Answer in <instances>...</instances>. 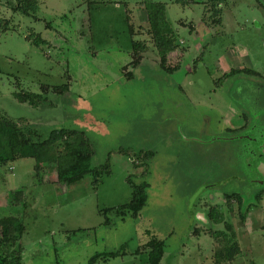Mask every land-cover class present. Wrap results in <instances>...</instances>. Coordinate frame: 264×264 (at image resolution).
<instances>
[{
    "label": "rangeland",
    "instance_id": "rangeland-1",
    "mask_svg": "<svg viewBox=\"0 0 264 264\" xmlns=\"http://www.w3.org/2000/svg\"><path fill=\"white\" fill-rule=\"evenodd\" d=\"M151 2L166 5L178 43L165 65L152 40ZM209 2L38 0L26 14L22 0H0V114L43 135L85 131L93 165L104 169L97 181L67 184L55 165L37 178L31 157L0 168V217L26 226L22 264H88L96 252L122 247L97 264H149L143 247L151 235L166 241L162 264H264V196L243 206L225 197L239 190L230 175L220 190L205 189L210 146L232 142L212 141L231 133L227 97L244 77L232 70L264 76V0H225L216 23ZM135 41L145 45L137 66ZM66 83V93L56 89ZM23 89L44 100L19 101ZM130 181L148 182L137 216L116 209L132 200ZM232 244L239 252L218 261L216 252Z\"/></svg>",
    "mask_w": 264,
    "mask_h": 264
},
{
    "label": "trees",
    "instance_id": "trees-1",
    "mask_svg": "<svg viewBox=\"0 0 264 264\" xmlns=\"http://www.w3.org/2000/svg\"><path fill=\"white\" fill-rule=\"evenodd\" d=\"M22 1L23 8L21 9L26 14H29L30 9L37 8L38 0ZM209 1L211 10H213L214 23H216L221 19L218 17L219 8L215 7L225 2V0ZM150 5L148 19L151 24L152 40L158 49L163 65H165L168 54L177 48L178 43L174 37L173 28L165 17L166 5L162 2H151ZM133 47L132 64L137 66L140 63L145 45L142 41H135ZM235 71L232 70V73ZM128 77H133V72H129ZM56 89L66 93L70 89V83L57 86ZM15 97L21 102H29L36 106L44 100L41 93L25 89L15 92ZM153 154L152 151H147L144 153V157L147 159ZM93 155L94 146L83 130L62 127L52 129L47 135H43L31 124L21 125L14 119L0 114V168L3 165H11L21 158L31 157L36 160L35 175L40 180L43 179L47 168L50 165H55L57 167L58 182L73 184L86 175L94 176L97 181L104 169L93 165ZM104 166L106 169L108 164ZM130 182L133 187L132 200L127 204L116 207V209L120 214L125 215L132 212L134 216H137L148 200V182ZM18 192V190L15 191V193ZM234 196V194L227 195L228 198ZM107 212L108 210L105 211L106 214ZM211 213L216 222L224 220L217 208H214ZM110 222L111 219L107 215L104 223L109 225ZM25 232L26 226L19 217L15 215L0 217V264L23 263V246L20 240ZM165 242L164 239L155 235L150 236L143 247L144 251H147L149 264H162L166 249ZM123 252V247L122 249L96 252L90 257L88 264H97L100 260L116 257L123 254ZM237 252H239V247L232 244L216 252L217 260H230Z\"/></svg>",
    "mask_w": 264,
    "mask_h": 264
},
{
    "label": "flooded vegetation",
    "instance_id": "flooded-vegetation-1",
    "mask_svg": "<svg viewBox=\"0 0 264 264\" xmlns=\"http://www.w3.org/2000/svg\"><path fill=\"white\" fill-rule=\"evenodd\" d=\"M233 70H236L232 73L233 76L238 74L244 77L242 86L227 97L228 103L226 105L231 107L234 117L228 120L230 124L225 127L231 133L224 137L215 134L213 140L223 139L232 142L222 146H210L212 153L209 160L208 179L211 180L205 184V189L220 190L223 185L221 180L225 179V175H230L231 179L237 178L236 186L239 190L225 191L223 194L225 197L234 194V197L243 206L248 197H255L256 200L260 198L259 200H261L264 196V187L260 186L264 182V175L257 169L256 164L259 158L264 155L262 153L264 152V76L252 77L250 73V76H246L244 75L246 73L241 69ZM231 89L232 87H227L226 96ZM231 98L232 102L229 103ZM228 117H224L223 121L229 119ZM150 151L154 153L150 157L153 158L155 152ZM249 207L250 204L247 205V209Z\"/></svg>",
    "mask_w": 264,
    "mask_h": 264
},
{
    "label": "water",
    "instance_id": "water-1",
    "mask_svg": "<svg viewBox=\"0 0 264 264\" xmlns=\"http://www.w3.org/2000/svg\"><path fill=\"white\" fill-rule=\"evenodd\" d=\"M262 153L264 154V152H262ZM263 157H264V155H263ZM263 157H260L258 163H256V164H257V169L261 172V174L264 175V158ZM260 186L264 187V182H262L260 184Z\"/></svg>",
    "mask_w": 264,
    "mask_h": 264
},
{
    "label": "crops",
    "instance_id": "crops-1",
    "mask_svg": "<svg viewBox=\"0 0 264 264\" xmlns=\"http://www.w3.org/2000/svg\"><path fill=\"white\" fill-rule=\"evenodd\" d=\"M144 51H145V48H144ZM144 51L142 52V55H144Z\"/></svg>",
    "mask_w": 264,
    "mask_h": 264
}]
</instances>
